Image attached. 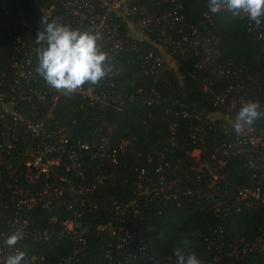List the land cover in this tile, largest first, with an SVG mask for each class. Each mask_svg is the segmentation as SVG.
Instances as JSON below:
<instances>
[{"label": "trees", "instance_id": "trees-1", "mask_svg": "<svg viewBox=\"0 0 264 264\" xmlns=\"http://www.w3.org/2000/svg\"><path fill=\"white\" fill-rule=\"evenodd\" d=\"M176 1L184 24L169 30L167 38L152 34L120 56L114 98L92 103L79 93L57 100L48 94L35 105L14 103L68 137L66 151L52 156L58 163L37 179H30L27 163L36 142L33 133L11 117L0 118V230L21 218L33 230L55 231L69 214L65 201L85 197L87 207L96 205L86 210L83 243L68 236L18 240L27 264H176L177 251H194L202 264H264V147L246 145L238 153H225V144L235 138L232 121L241 105L228 109L229 100L217 101L219 92L233 85L232 94L249 93L248 101L259 102L264 111V44L246 17L234 18L226 9L211 13L207 0ZM45 5L0 0L5 19L26 18L35 32ZM194 29L202 38L198 44ZM153 40L173 65L167 62L161 72L147 73L145 55ZM16 55L0 32V82L6 80V97ZM226 65L237 74L221 73ZM217 114L221 117L212 116ZM251 126L264 141V115ZM105 136L117 163L79 148ZM73 148L81 165L70 159ZM49 183L67 187L50 207L20 208L14 202L15 190L36 192ZM245 188L259 189L260 197H241ZM115 202L124 209L123 217L114 211ZM104 224L116 227L117 234L100 231ZM121 225L132 238L119 248Z\"/></svg>", "mask_w": 264, "mask_h": 264}, {"label": "built area", "instance_id": "built-area-1", "mask_svg": "<svg viewBox=\"0 0 264 264\" xmlns=\"http://www.w3.org/2000/svg\"><path fill=\"white\" fill-rule=\"evenodd\" d=\"M46 3L42 10V16L46 15L50 20L57 19L64 24L71 25L74 28L87 30L99 34L100 49L107 53L108 63L112 68L105 77H103L95 86L84 84L75 92L65 94L63 90L50 88L42 77L35 71L37 66V50L40 45L36 43L35 37L37 32L33 25L25 18L21 22L5 19V13L0 10V32L13 44L17 55L12 60V68L14 75L11 76L10 85L8 87V97H6V80L0 82V118L11 117L14 122L25 124L33 133L35 143L31 144L28 154V165L32 173L30 179L35 180L41 172H45L53 163H58L59 159L53 158V154L62 155L66 151V143L68 142L67 135L62 130H50L44 122L35 121L26 114L20 112L14 107L15 102L25 100L35 105L37 102L43 101L48 94L53 96L54 100L65 95L74 93L82 94L90 99L92 103L97 101L106 102L110 98H114L116 82L113 77L118 74L119 68L117 64L120 56L127 50L137 49L135 45L142 42L143 39L149 38L150 35H156L158 40L161 37H169V30H173L184 24V16L181 14L182 5L176 0H41ZM250 29L255 34L256 38L264 44V23L256 26L250 23ZM183 32V29H180ZM193 34L196 36L195 43H200L201 36L194 29ZM132 40V41H131ZM184 41H188L189 37L184 34ZM152 46L145 55V61L148 64L147 73H157L166 69L167 57L164 52V47L158 46L155 40L152 41ZM198 55L199 52L197 51ZM169 63V62H168ZM173 65V64H171ZM201 67L202 64H197ZM6 74L5 71H3ZM223 74H237V71L232 70L229 66H224L221 69ZM235 86L231 85L227 91H220L217 95V101L229 100L228 109L242 105L248 101L250 94H232ZM244 87V86H242ZM249 90V89H248ZM248 92V91H246ZM11 96V100L9 99ZM188 113H185L187 116ZM52 138H56L52 141ZM8 142V141H7ZM109 138L102 137L93 144L84 143L79 146L83 150H90L93 157H110L112 162H118L116 150H110ZM250 145L256 147L261 145L264 147V141L257 135L254 127L247 126L241 134L235 135V138L230 143L225 144V153H238L242 150V146ZM13 145L8 142V148ZM109 151H111L109 153ZM70 159L74 166L81 165L79 151L73 148L69 152ZM263 159L258 157V160ZM253 164V159L250 160ZM1 178V176H0ZM73 189V187H69ZM67 189L64 184H47L43 190L36 192L23 191L22 189L15 190L18 198L14 200L18 207L31 209L35 206L42 205L50 207L56 198L62 197ZM75 191V189H73ZM241 197L259 198L260 190L245 188L240 191ZM66 209L69 211L67 217L61 220L60 227L51 231L50 229L33 230L28 227V222L21 218H15L14 221L8 222V227L0 230V264L8 254L15 252L17 249L22 250L17 244L11 248L4 243L5 239L11 233L19 230L23 234L21 241L32 236L45 241L55 237H70L78 242L85 241L86 229L84 219L88 207L96 208V205L89 204L85 197H75L73 200L65 201ZM78 205V207H77ZM114 211L118 216L123 217L124 209L118 202L114 203ZM2 215V214H1ZM56 217L51 218V222L55 223ZM102 232H107L112 235L117 234V228L104 224L98 226ZM120 229L123 233H119L120 243L119 248L123 244L129 242L132 238L130 231L122 225ZM122 236V237H120ZM246 250V249H245ZM263 250V247H259ZM21 264H27V258H24ZM60 264H67L61 262Z\"/></svg>", "mask_w": 264, "mask_h": 264}, {"label": "clouds", "instance_id": "clouds-1", "mask_svg": "<svg viewBox=\"0 0 264 264\" xmlns=\"http://www.w3.org/2000/svg\"><path fill=\"white\" fill-rule=\"evenodd\" d=\"M211 13L226 9L232 17H246L259 26L264 23V0H207ZM41 27L35 41L37 50L35 71L52 89L63 90L65 94L75 92L85 83L94 85L111 71L106 52L100 49L99 34L74 28L57 19L41 17ZM264 115L257 101L242 103L235 119L233 130L239 135ZM23 238L19 230L7 236L4 243L10 248ZM26 253L17 249L7 255L3 264H21ZM176 264H202L194 251H177Z\"/></svg>", "mask_w": 264, "mask_h": 264}, {"label": "rangeland", "instance_id": "rangeland-1", "mask_svg": "<svg viewBox=\"0 0 264 264\" xmlns=\"http://www.w3.org/2000/svg\"><path fill=\"white\" fill-rule=\"evenodd\" d=\"M167 60H168V62H169L170 64H172V63H171V60H170L168 57H167ZM212 116L215 117V118L221 117V116L218 115V114H217V115H212ZM194 155H195V156H199V155H200L199 150H195V151H194Z\"/></svg>", "mask_w": 264, "mask_h": 264}]
</instances>
